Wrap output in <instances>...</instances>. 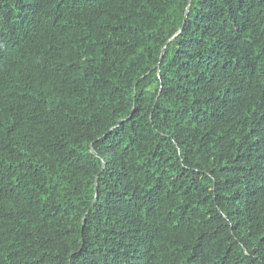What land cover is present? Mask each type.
<instances>
[{"label":"trees","instance_id":"16d2710c","mask_svg":"<svg viewBox=\"0 0 264 264\" xmlns=\"http://www.w3.org/2000/svg\"><path fill=\"white\" fill-rule=\"evenodd\" d=\"M0 264H264V0H0Z\"/></svg>","mask_w":264,"mask_h":264}]
</instances>
